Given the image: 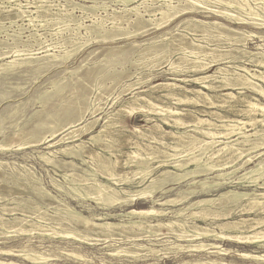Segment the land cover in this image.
<instances>
[{
    "label": "rangeland",
    "instance_id": "374dc122",
    "mask_svg": "<svg viewBox=\"0 0 264 264\" xmlns=\"http://www.w3.org/2000/svg\"><path fill=\"white\" fill-rule=\"evenodd\" d=\"M95 1L98 2L97 5H94ZM103 2L110 6L109 9L105 10L100 6ZM172 2L174 5H179V0ZM209 4L208 9L197 7L192 10V13L171 21L160 30L150 22H146V25H142L146 28L140 26L142 29L139 31L129 34L130 31H134L135 28L133 27L131 30L122 31L123 33L120 35H115L112 30L111 18L115 11L114 8L118 10L122 7L116 0H0V148L4 144H8L5 150L0 149V160L8 162L7 165L0 166V205L15 206L13 200H10L12 195L22 202L47 201V199H40L36 196L37 194L32 192L35 186L31 180L34 176L42 178L44 186L52 194L59 195L53 181L67 186L70 178L73 179L75 176V180L80 179L81 176L91 178L90 174L93 172L96 173L99 181L112 185L120 191L121 196L126 197L130 192H135L148 185L152 177L159 176L165 170H170L172 173L175 171L182 173L183 171L176 168L174 164L175 162L186 163L190 159L192 160L193 157L188 159L189 156L183 158L181 153L196 150L191 146L190 148L187 143L192 135L209 141L212 140L211 137L204 136L202 132L194 130V121L197 117L212 120L211 122L216 125L223 124V121L234 124L236 120L248 122L254 117L262 119L260 113L254 115L253 113H246L248 111L240 110H247V102L244 99L254 102L260 100L264 103L262 94L239 85L223 86L220 80L223 77L232 79L234 76L231 84H236L238 83L235 79L236 74L243 73L252 84L255 83L254 85L259 90H264V80L254 75L264 71V20L245 11L241 12L239 16L243 20L218 16L219 13L215 10L227 8L232 11V8L224 4ZM251 4L255 6L252 1ZM139 5L140 11L145 15L144 18H149V14L156 12L160 7V2L145 0ZM263 11L262 7L257 6L254 12L264 15ZM125 16L126 19L131 20V23H134L132 20L136 16ZM126 19L123 20L125 25H127ZM96 21L100 22L102 26L101 33L86 34V26L97 29L94 23ZM165 46L171 48L172 51ZM15 50L19 52L15 54ZM149 51L157 52L151 53ZM160 56L162 58L158 59ZM13 60L16 61V64L9 63ZM244 67L249 69V73L244 70ZM206 75H213L212 78L207 79V84H217L220 87L209 89L194 81L195 77ZM53 81L59 83L58 86H56V82L53 84ZM199 89L208 93L210 97L208 98L203 94V96H199L195 92ZM228 93L236 95L237 98H230ZM178 97L184 100L180 101L177 99ZM189 98L191 100L198 99L200 102L194 104L193 101H190L189 103L187 100ZM135 99L142 103L145 108L142 107L138 112L133 113L130 119L127 118V122L123 121L124 123L120 126H109L106 127V131H101L107 117L113 116V112L115 113L116 110L129 106V103L134 102ZM209 99L210 101H208ZM161 107H170L175 114L161 113L158 111ZM60 111L61 113H59ZM69 112L73 116H69ZM69 117L71 121L68 120ZM117 117L118 115H115L113 119ZM175 119H180L181 123L179 124L181 125L176 124ZM255 125L260 132L255 133V126L253 128L251 123L246 125L245 130L252 134L251 140H264V124L258 122ZM161 126L169 133H164ZM201 127L207 128L208 125L203 123ZM133 128L143 130L145 136H141ZM218 130L222 132L225 129L218 127ZM29 131H33V133L28 134ZM178 131H187L183 141L177 136ZM37 133H40V137ZM98 135L97 140L93 142L91 137ZM154 136L162 139L165 143L155 140ZM237 137L233 134L230 139H227L226 136L218 134L215 136V140L218 142L215 144L214 150L235 144L232 141ZM37 138L39 140H36ZM28 141L30 142L28 143ZM176 144L179 148L186 145L185 149L182 151L173 148ZM148 145L152 146L149 147ZM240 145L237 144L236 146L239 147ZM72 148L77 155L68 154V152L74 151ZM175 151L179 155H175L177 154ZM139 153L145 156L146 153H151L152 156H147L146 159L149 158L148 160L154 168L151 178L145 179L142 183H139L140 178L133 175V171L138 168L137 163H127L131 156L138 158L139 155L137 154ZM157 153L162 155H157ZM198 154V152L195 153V155ZM43 155L47 157V161L42 158ZM226 155L227 153H224L219 158H213V160L220 164L225 161ZM252 155L256 157L248 162L246 167L239 166L234 173L222 179L216 176V172L208 176L203 175L195 180L188 177L181 183H177L173 177H169L170 181L165 185L166 190H159L155 196L162 201L178 198L186 195L190 187L199 186L200 181L203 182L204 180L226 183L217 191L191 195L189 199L183 202H171L167 205H160L152 200L146 201L141 200V197H136L134 205L116 206L107 210L113 215L109 217V220L114 222H120L123 219V217L115 214L129 211L132 208L138 210L167 208L173 211H169L160 220L152 218L150 215L147 216V221H152L155 224L164 223V225L154 226L153 229L148 225L132 227V231L127 233V228H125L123 234L130 237L136 236L131 240L120 233H113L108 237L101 229L96 228L88 232L82 230L77 239L68 238L70 242L41 237L38 232L40 229H34L35 227L32 226V223L37 221L34 218L39 213L38 209L27 208L25 214L32 217L28 218L29 223L27 222L25 226L30 230L32 229L33 233L31 235L18 233L12 236L0 235L1 241L4 242L0 246L13 249H22L25 246L35 248L44 246L50 249L51 254L55 257V260L52 261L53 264H181L185 261L199 259H217L227 264H264V262L245 259L236 252L239 250V252H249L254 255L264 254V248H259L256 244L245 247L243 244L228 240L191 239L190 236H187L188 234L185 237H180L174 232V230L179 229V225L174 224L173 227L165 225L170 220L179 221L182 219L176 216L174 211L189 204L190 200L219 199L222 194L229 193L227 197L221 200L226 204L233 197V193L230 194V192H254L256 187H243L237 179L239 175L246 173L251 167L264 160V149H257L251 153ZM166 156L168 157L166 158ZM203 159L204 161H211L206 157ZM71 161H74L73 165L70 163ZM107 162L109 163L107 164ZM240 162L242 163V160L229 166H234ZM188 166L192 169L196 165L190 162ZM84 169H88V172ZM232 169L234 168H227L223 172H230ZM65 172L72 174V176L66 179L64 177ZM172 173H169L168 176H171ZM125 190L129 193L124 192ZM261 191L263 190L259 189L257 193ZM227 198L228 200H226ZM71 201L77 210H81L85 216L90 218H93L92 213L106 212L102 207L99 208L93 199L84 201L79 198ZM239 202H245V200L241 199ZM228 206L233 207L229 215L207 217L206 219L197 218L194 222L190 219L186 224V230H193L198 225L216 231L223 230L226 234H235L238 232L235 226H245L241 224V219L253 222L254 219L264 217V211L239 210L233 203H228ZM189 212L191 211L189 210ZM14 213H17L18 216L22 214L21 211L15 210L8 212L6 217L11 218L15 215ZM49 213L54 214L52 210H49ZM222 224H225V227L221 228L220 225ZM150 228L154 235L149 233ZM262 228L264 229V224L259 225L257 231H261ZM0 231L3 232L2 229ZM253 233L254 231L250 232V234ZM201 241L206 244L218 243L223 248L233 252L223 255L216 252V249L210 250L212 252L209 253L204 250L200 252L195 248H178L179 245L185 247L198 244ZM137 243L158 249L164 248V250L159 254H154L147 249L136 248L135 244ZM62 248L87 255L89 261H81L82 256L79 259L68 257L60 250ZM128 250L137 252L138 257L127 255ZM4 257L7 258L8 256ZM11 259L22 264H31L21 257Z\"/></svg>",
    "mask_w": 264,
    "mask_h": 264
},
{
    "label": "bare ground",
    "instance_id": "6f19581e",
    "mask_svg": "<svg viewBox=\"0 0 264 264\" xmlns=\"http://www.w3.org/2000/svg\"><path fill=\"white\" fill-rule=\"evenodd\" d=\"M116 1L122 7L118 8V10L114 8L115 11H114V13L112 15L113 17L111 18V22H112V25H113L112 26V28H113L112 30L114 31L113 34H115V35L116 34L120 35V33H123L122 31L131 30V29H133V27L135 28V29H133L134 31H130V32L128 31L129 34H131L133 32H136V31H139L142 28H146L145 26H142L146 22L147 23L150 22V24H153L154 27H156L158 30H160V29L164 28L171 21H174L175 19H177V18H179V17H181V16H183L185 14L192 13V10H194L197 7H203L205 9H208L209 6H210L209 3L224 4V5H227L228 7L232 8V11L228 10L227 8L224 9V10H215V11H217L219 13L218 16H224V17L235 18V19L237 18V19L240 20V19H242V18L239 17L241 12L245 11V12H247L250 15H256V18H261L262 20H264V15H261V14H258L257 12H254L255 9L257 8V6L258 7L260 6V7H262L264 9V0H182L183 1L182 3H181V0H179V2H178L179 5H177V4L174 5V3L172 2L173 0H151L153 2L154 1L160 2V7L156 10V12H151L149 14V18H144L145 17L144 13H142L140 11V5L139 4L140 3H144L145 0L143 2H140L142 0H116ZM251 1L255 4V6H253L251 4ZM97 4H98V2L95 1L94 5H97ZM144 5L148 6L149 4L148 5L144 4ZM100 6L103 9H105V10L109 9V7H110L109 5L106 4V2H103ZM80 7H83V6L80 5ZM84 7H87V6H84ZM90 9H91V7H90ZM125 15H128L127 17L136 16V18L134 20H132V21H134V23H131V20L126 19ZM124 18L127 21V25L124 24V21H123V20H125ZM94 23H95V27H97V29H99V30H97L96 28H91V26H86L85 27L86 34L89 35V34H92V32L101 33L100 29H102V26H101L100 22L96 21ZM103 27L105 28V26H103ZM104 28H103V30H105ZM142 31H144V30H142ZM181 38H183V37H181ZM166 48H168V46ZM170 49L168 48V50H170ZM158 50H159V48H158ZM170 51H172V50H170ZM18 52H19L18 50L14 51L15 54H17ZM149 52H151V51H149ZM155 52H157V51H155ZM155 52H151V53H155ZM161 56L158 57V59L163 57V56L162 57ZM194 60H196V59H194ZM188 61H189V59H188ZM196 61H198V60H196ZM261 62H263V61L261 60ZM9 63L10 64H16V61L13 60V61H11ZM263 64H264V62H263ZM244 70L249 73V69L247 67H244ZM176 71L178 72V70H176ZM235 73H237V72H235ZM254 75H255V77H259V78L264 80V71H261L260 74H254ZM212 77H213V75L195 77L194 81L199 82L201 84V86H203L205 88H209V89H216V88L220 87L217 84H207V82H206L207 79H210ZM233 78H234V76H233ZM232 79L231 78L229 79V77H223L222 80H220V82L223 83V86L239 85V86H242L243 88H249V89H252V90H254V91H256V92H258V93H260V94H262L264 96V90H262V89L259 90L258 87L256 85H254L255 83L252 84L250 82V79L247 78V76H244L243 73H237L236 74V78L235 79L237 80L238 83H236V84L232 83L231 84V80ZM56 81H53V84ZM58 84L59 83H57L56 86H58ZM174 85H176V84H174ZM169 86H170V84H169ZM62 90H63V88H62ZM186 90H187V88H186ZM195 92H197L199 94V96L200 95L201 96H203V95L205 96L206 95V97H208V98L210 97L208 93H205L201 89L196 90ZM58 94H60V93H58ZM58 94H56V95H58ZM240 94H241V92H240ZM227 95L230 98H232V99L237 98V96L232 94V93H228ZM50 96H52V95H50ZM51 98L53 99V97H51ZM177 99L180 100V101L184 100L181 97H178ZM187 100H189V103H190V101H193L194 104L200 102L198 99L191 100L189 98ZM244 100L247 102V104H246L247 105V110H244V109H240V110H242L244 112L248 111L246 113H253L254 115L260 113V114H262V119H257L256 117H254V119L252 118L251 121H248V122H244V121H241V120H236V121H234L235 122L234 124H228L225 121H223V124L216 125L213 122H211L212 120L210 121L209 119H204V118L197 117L196 120L194 121L195 122L194 130H196L198 132H202L204 136L211 137L212 140L209 141V140H206L204 138L202 139L200 137H197L196 135L195 136L192 135L191 136L192 138L189 139L188 141L185 140V141H187L189 147L191 146V147L195 148L196 150L193 149L194 151L184 152V153L181 152L183 158H184V156H189L188 159H190V157H193L192 160L190 159V161H188L186 163L175 162L174 166L176 168H178L179 170L183 171L182 173H179V172H176V171L174 173H172L170 170H165L159 176L151 178V175H153L152 173H153V169L154 168L152 167L153 165L151 166L150 161L148 160L149 158L148 159H146V158H147V156L148 157L152 156V155H150L152 152L150 154L146 153L147 154L146 156L144 154L139 153V154H137V155H139L138 158H136V157L133 158L131 156V158H129V160L127 159L128 160L127 163H129V164L130 163H134V162L137 163L136 166H138V168L133 171L134 172L133 175L138 177V178H140L139 183L144 182L145 179H147V178L148 179L151 178V181H150L149 184L147 183L148 185L142 187L140 190H137L135 192H130L129 193V191L125 190L124 192L129 193V194H127L126 197L121 196L119 194L120 191L117 188L113 187L112 185H109V184L107 185V183H103V182L99 181V179H97V177H96V173H94V172L90 174L91 178H89L87 176H81L80 179H76L75 180L74 178L76 176L75 177L73 176L74 178L73 179L70 178L69 184L67 186H64L62 183H58L57 181H53V185L59 191L58 192L59 195L52 194V192L50 190H48L44 186L43 179L40 178V177L34 176V178L31 180L32 183L35 186L34 189L32 190V192L35 195L37 194L36 196L39 197L40 199H47V201H44V202H40V201H36V202H33V201L22 202L20 199H18L17 197H14L12 195L10 200H13V203L16 204L15 206L8 207L5 204H1L0 205V229L3 230V232L0 231V235L12 236V235H14L16 233H18L20 235H24V234H30L31 235L33 233V230L32 229L30 230V228L28 229L25 226V224L29 221L28 218L32 217V216H28V215L25 214L27 208L38 209L39 213L34 218L37 221H34L32 223V226L35 227L34 229H40V230H38V232L40 233L39 236L45 237V238L48 237V238H51L53 240H59V241H68V242H70V240H68V238L74 237L75 239H77V237L80 235L82 230L88 232L89 230H94L95 228L96 229H101V231L108 237H109V235L111 236L113 233H120L124 237L130 238V240H131V239L135 238L136 236L134 235L133 237H130L129 235L123 234V231L125 230V228H127L126 231H127V233H129L130 231H132V227H142V226H147L148 225V226L152 227V229H153V227L156 226V225H162V224L164 225L163 222H158V223L155 224L152 221H147L146 217L150 215V216H152V218H157L158 220H160V219H162V217L164 215L168 214V212L170 211L167 208H162V209L149 208V209H146V210H138V209L132 208L129 211L127 210V211H124L123 213L115 214V215H119V216L123 217V219L120 222L110 221L109 217H111L113 215L107 210L113 209L116 206L124 207V206H127V205L128 206L129 205H134L135 204L134 200H136L135 199L136 197H139V198L141 197V200H146V201L147 200H152L154 203H159L160 205H167L168 203H171V202H173V203H175V202H183L184 200L189 199V197L191 195H197L199 193H210L212 191H217L219 188L225 186L226 183H222L220 181L209 182L207 180H204L203 182L200 181L201 183L199 184V186L190 187L187 190L186 195L178 197V198H170V199H167L165 201H162V200L156 198V196H155V194L159 190L164 191L165 185H167V183L170 181L169 177H173L174 181H176L177 183H181L182 180H184V179H186L188 177H191V178H193V180H195L198 177H201L203 175L208 176V175L213 174V173L216 172L215 173L216 176L220 177L222 179L225 176H228V175L234 173L236 171V169H238L239 166L240 167H246L247 163L252 161L256 157L254 155L251 156V153H253L254 151H257V149L258 150L264 149V140H260V139L257 140V141L251 140L252 134L247 133V130H245L246 125L248 123H251V125L253 124V128L255 126V128H254L255 133L260 132L257 129V126L255 124L258 123V122L264 124V103H262V101H260V100H258L256 102H254L253 100H247V99H244ZM208 101H210V99ZM45 102H48V101H45ZM223 104H222V106H223ZM215 105H216V103H215ZM142 107H143V109L145 108V106L142 103L138 102V100L135 99L134 102L129 103V106H125V107H123L121 109L116 110L115 113L113 112V116L118 115V117L115 118V119H113L112 115L107 117L106 118V123L104 125V128L101 131H103V130L106 131V127H109V126L117 127V126H120V124H122L124 122H127V118L129 120L130 117L133 115V113L138 112L139 109H142ZM69 111H72V110L69 109ZM158 111H160L161 113H164V114H169V113L172 114V113H174L173 109L170 108V107H168V108L161 107V108H159ZM46 113H49V112H46ZM59 113H61V111ZM51 114H52V112H51ZM54 114H55V112H54ZM62 114H64V113H62ZM213 114H214V112H213ZM253 114H251V115H253ZM68 115L69 116H73L72 113H70ZM52 116H53V114H52ZM60 116H61V114H60ZM46 117H48V116H46ZM219 117H220V115H219ZM63 118H65V117H63ZM77 118H79V117H77ZM77 118H75V119H77ZM49 119H51V118L49 117ZM68 120L71 121L70 117H69ZM64 121H66V120H64ZM69 121H67V122L69 123ZM75 121H77V120H75ZM67 122H64V123H67ZM194 122H193V124H194ZM45 123L47 124V122H45ZM45 123H42V124H45ZM59 123L61 124V121ZM175 123L176 124L181 123L180 119H175ZM203 123H206L208 125V127L207 128H202L201 125ZM182 124H183V122H182ZM48 125H49V123H48ZM179 125H181V124H179ZM65 127H66V125H65ZM86 127H88V126H86ZM218 127H222L225 130L222 131V132H219ZM161 128L164 131V133H169L162 126H161ZM133 129H134L135 132L141 134V136H143V135L145 136V132L143 130H141L139 128H133ZM22 132H23V130H22ZM24 132H26V131H24ZM31 132L33 133V131H31ZM31 132L28 133V134H31ZM38 134H39L38 137H40V133H37V135ZM186 134H187V131H183V132L178 131V135L177 136L179 138H182L181 141H183V139L186 138L185 137ZM218 134H222V135L226 136L227 139H230V136L233 135V134L237 135L238 137L235 140L232 141L235 144L225 146L224 148H221V149L219 148V150H214V146L218 142V141L215 140V136H217ZM17 136H18V132H17ZM25 137H27V136H25ZM97 137H99V135L91 137L93 142L97 140ZM20 138H22V137H20ZM153 138L155 140H157V141H160L163 144L165 143L162 139H159L157 136H154ZM106 139H107V137H106ZM36 140H39V139L37 138ZM30 141H28V143ZM7 143H10V142H7ZM104 143H106V142H104ZM237 144H241V145L239 147H237L236 146ZM7 145L4 144L3 146H1L0 149L2 151L5 150L8 147ZM180 145H182V144H180ZM186 145H182L179 148V146H177V144H176V146L173 147V148H176L177 150L180 149V150L183 151L185 149ZM150 146H152V145H150ZM139 148H140V146H139ZM105 149H106V147H105ZM155 150H158V149H155ZM159 150H161V149H159ZM61 152H62V150H61ZM194 152L195 153L198 152L199 154L195 155ZM224 153H227V155L225 156V161L220 160V161H223L222 163L218 164V163H216V161L213 160V158H219ZM54 154H56V153H54ZM68 154L73 155V156L77 155L75 150L68 152ZM159 154H161V153H159ZM159 154L157 153V155H159ZM44 155H46V154H44ZM44 155L42 156V158H44L47 161V157L49 158V156L46 155L47 156L46 157ZM129 155H130V153H129ZM154 155H156V154H154ZM175 155H179V153H177ZM99 156H101V155L99 154ZM104 156H106V155H104ZM90 157H91V155H90ZM107 157H106V159L111 158V157H108V158ZM167 157L168 156H166V158ZM204 157H206L208 159H211V161H204V159H203ZM99 158L101 160V157H99ZM245 158H247V159H245ZM92 159H93V157H92ZM176 159H177V157H176ZM241 160H242V163L240 162L239 164H236L234 166H229V165L235 164V163H237L238 161H241ZM116 161H118V160L116 159ZM87 162H88V160H87ZM109 162H107V164ZM190 162H193L196 165L195 168H192V169L189 168L188 164H190ZM7 163H8L7 161L4 162V161L0 160V166H3V164L7 165ZM48 163H50V162L48 161ZM70 163L73 165L74 161H71ZM100 163H103V162H100ZM166 163H168V162H166ZM110 165H112V164H110ZM103 166H104V164H103ZM102 167H100V168L102 169ZM231 167H233L234 169H232L230 172L229 171L223 172V171L227 170V168H231ZM93 168H95V167H93ZM105 168H107V167H105ZM114 169H112V170L115 171ZM84 170H86V172H88V169H84ZM94 170H96V169H94ZM97 170H99V169H97ZM103 173H105V172H103ZM169 173H172V175L170 174L171 176H168ZM107 174H108V172H107ZM109 175H110V173H109ZM113 175H114V173H113ZM71 176H72V174H69V173H66V172L64 174V177L66 179H69V177H71ZM237 179H238V183H240L243 187H256V189L254 190V192L253 191L252 192H243L242 191L241 193H240V191L239 192H230V194L233 193L232 194L233 197H232L231 201L230 202L227 201L226 204L224 202H222L221 200H222V198L227 197V195H229V193L222 194L219 199H217V198L216 199L204 198V199H199L197 201H191V200L189 201L188 200L189 204L185 205L183 208H180V209H177V210L174 211L176 216L182 218V219L179 220L180 222L176 221V220H170L169 222L165 223V225L170 226V227H173L174 224L179 225V229L178 230H174V232H175V234L177 236H180V237L181 236L185 237V235L188 234L187 236H190L191 239L195 238V239L201 240L203 238H211V239L217 240V241H227L228 240L230 242H235L237 244H243L245 247H249V246H251L253 244H256L257 247L264 248V229L262 228L261 231H257V227L259 225L264 224V217L258 218V219H254L253 222H247V220L241 219V221H240L241 224H243L245 226H235L236 229L238 230V232H235V234L234 233L226 234V233H224L223 230L216 231V230H213V229H210V228L208 229V228L199 227L198 225H197V228H195L193 230H186V224H187V222L190 219H192V222H194V220H197V218L206 219L207 217L209 218V217H215V216H219V215L220 216L229 215L230 211H232L233 207L230 208L228 206V203L235 204V206L239 210H244V211L245 210L246 211H251V210H258L259 211L260 210V211H264V160L259 162L254 167H251L250 170L247 171L246 173H244L242 175H239L237 177ZM112 180L114 181V178H112ZM118 181H119V179H118ZM259 189L263 190V191H261L260 193H257V190H259ZM79 198H82L84 201H89V199H93L95 201L96 205L99 208L102 207V209L106 210V212H103L101 214L92 213L93 218H90L89 216H85L84 213L81 212V210L80 211L77 210L72 204L71 200H75V199H79ZM241 199H244L245 202H239V200H241ZM226 200H228V198ZM219 201H220V203H219ZM18 207H20V208H18ZM43 209H45V210H43ZM15 210L21 211L22 212L21 216H18V215H16L17 213H14L15 215L13 217H11V218L6 217L8 212H12V211H15ZM49 210L50 211L52 210V212L54 214H50ZM189 210L191 212H189ZM170 212H173V211H170ZM224 225L225 224H222V225H220V227L222 228ZM152 229L151 228L149 229V233L154 235V232H153ZM252 231H254V233L250 234V232H252ZM2 243H4V242L1 241V237H0V244H2ZM231 244H233V243H231ZM246 245H248V246H246ZM135 246L138 249H147L150 252H153L154 254H159L161 251L164 250V248H162V249L153 248V247H149L147 245H144L142 243H137V244H135ZM178 248L179 249L195 248V249L199 250L200 252L204 250V251L209 252V253L212 252L210 250L216 249V252H218L220 254H223V255L231 254L233 252V251H231L229 249L223 248V246H220L218 243H208V244H206V243H203L202 241L200 243H198V244L187 245L185 247L182 246V245H179ZM60 250L63 252V254L67 255L68 257H73L74 259H79L82 256L83 258L81 259V261H83V262L89 261L87 255H84V254H81V253H78V252H75V251L67 250V248H62ZM117 252H120V251H117ZM236 252L239 255H241L243 258H245V259L255 260V261H258L260 263L264 262V254L254 255V254L249 253V252H239V250H236ZM126 254L130 255L132 257H138V255H139L137 252H130L129 250L126 252ZM4 256H8V257L5 258ZM13 257H21V258L29 261L31 264H53L52 261L55 260V257H53V255L51 254V250L45 248L44 246H39V248H35L33 246H31V247L25 246L22 249L5 248V247H1L0 246V264H22V263H20L18 261L12 260L11 258H13ZM181 264H227V263L218 261L217 259H209V260H207V259L206 260H200L199 259V260L185 261V262H182Z\"/></svg>",
    "mask_w": 264,
    "mask_h": 264
}]
</instances>
